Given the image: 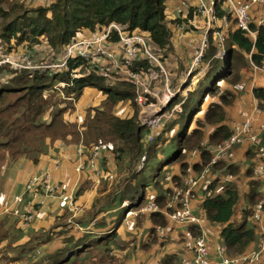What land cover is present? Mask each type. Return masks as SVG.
<instances>
[{"label":"trees","instance_id":"obj_1","mask_svg":"<svg viewBox=\"0 0 264 264\" xmlns=\"http://www.w3.org/2000/svg\"><path fill=\"white\" fill-rule=\"evenodd\" d=\"M171 1L175 0H56L48 7L25 10L22 6H17V9L14 7L6 10L4 5L7 0H0V41L7 47L13 42L16 47L28 43V48H32L40 44V38H43L50 49L57 53V50L70 45L84 30L94 32L99 28H107L112 24H117L127 26L131 33L136 30L146 33L153 45L158 48L167 47L169 49L171 31L168 21H166V5ZM216 1L219 19L227 17L229 22L224 38L228 56L224 60L217 57L218 46L216 45V38L214 39L211 32L209 34L210 46L204 54L201 64V68L206 67L207 71L199 80L196 79L197 82H194L197 72L189 76L187 81L190 90L183 107L191 109L195 105L191 115L192 121L202 111L204 99L208 97L205 96L199 99L197 103L195 102L208 81L212 83L210 96L217 97L218 91H221L219 86L221 82L236 86L243 78L240 69H242L241 65H244L247 55L250 56L255 66L264 68V25L258 27L253 23L250 24V31L256 35V38L253 39L250 33L238 28L235 19L227 16L228 11L225 4L227 0ZM190 12L187 18L176 19L173 23L188 25L195 15L193 8ZM14 14L16 15L12 17ZM111 39L113 42H117L119 40L118 34L113 32ZM9 50L12 52V45ZM235 65H238L240 69L234 72ZM222 67L223 71L221 70ZM135 69L147 71L149 69L148 61L137 63ZM3 71H5L6 79L0 80V150L8 149L9 152L12 151V154H19L21 151H25L27 147H31L40 141L45 142L49 139L53 144L55 141L61 140L65 143L81 145L90 152L92 149L108 146L118 166L126 162L134 168L136 162L141 163L142 167L136 168L131 174L134 185H129L126 193L123 192L119 197L117 207L120 210L124 201H130L132 209L138 213L136 227L142 229L145 217L142 216L141 210L150 202H154L160 211L150 214L154 227L149 230L148 239L142 244V247H148L153 243L157 244L159 240L158 227L169 230L171 226L164 213L174 212V209L167 208L173 189L167 187L151 199L150 192L146 190L148 181L142 177V173L154 164L153 161H156L157 155L160 157L164 155L165 149H160V147L163 142L167 141V130L171 132L177 126L175 125L176 122L170 125L173 129L169 128L168 125L173 118L174 121L178 120L175 118L177 114L171 119L165 120L161 127V136L144 147L142 141L145 129L138 124V109L135 108L134 116L131 118L122 119L114 114V108L118 104L122 102L134 103L135 89L131 84L120 81L109 82L96 72L90 71L82 58L69 60L67 67L61 71L15 69L9 63L0 66V72ZM73 73L78 76L72 78ZM87 88H98L106 96V100L101 107L102 109L96 108L94 116L84 122L83 127L85 129L80 131L77 123H68L65 119L64 115L74 106L72 103L68 105L65 99L74 97V100H77ZM57 91H61L65 99H56ZM253 92L259 101L260 109L264 111V88H257ZM47 94H51L49 99L46 98ZM179 98L182 99V95L177 100ZM234 99V95L229 90L221 92L218 100L208 105L203 118L197 120L196 129L190 132L192 125L188 128L185 125L181 131L179 130V134L176 135L177 149L163 164L168 169L179 164L181 176H173L170 183L174 182L175 185L185 190L187 187L183 179L189 168L201 172L211 161L212 153L210 151L199 150V158L195 162H189L191 153L199 148L203 138H207L212 145H220L231 138L232 130L227 124L225 108L231 105ZM65 104H67L66 108L55 110L49 124L42 120L49 106L58 107ZM175 104L176 102L172 105ZM11 115L14 116L12 120L9 119ZM178 115L182 116L183 113ZM208 127H212L213 131L208 133L206 137L204 130ZM69 136L71 140L67 139ZM35 163H38V158L35 159ZM224 165L223 161H220L216 168H221ZM251 167L248 169L247 175L254 176L253 165ZM228 169H230V173L235 175L233 167ZM255 184L256 182H252V187L245 197V201L250 207L246 209L245 215L247 217L242 225H236L232 221L240 200V192L236 182L221 183L217 179L209 185L204 184L202 186L204 196L200 204L201 215L197 214V216L202 217L203 215L208 223L222 225L220 237L228 250V258H236L247 251L249 252L252 245L259 248L264 238L260 234L259 222L252 220L254 207L264 201V195ZM93 186L94 181L87 177L77 196H84ZM131 190L132 192L129 193ZM99 213V215L102 214V212ZM99 215H94L90 221L95 220ZM248 217L251 218L252 224L249 223L247 226ZM123 219L124 217L115 224V230ZM89 222L79 220L77 224L85 227ZM4 225V221L0 220V230L5 227ZM104 227V222L95 225V229L98 230ZM114 232H110L99 239L93 238L92 233H86L76 241L73 237L66 239L64 244L72 247L70 256L74 254L77 256L71 264H79V261H84L82 264H95L93 257L96 256L103 261L109 256L110 247L98 250L95 241L100 242L107 238L110 240ZM62 234H66V232ZM188 234L199 238L203 231L198 225H190ZM47 236L48 238L39 242L35 248L47 241L49 242L51 238L49 234ZM68 252L70 253L69 249H66V253ZM55 253L45 255L44 260L47 264H65L70 260L68 257L63 262H57V254L55 255ZM180 262L175 254L166 256L161 260L162 264H181Z\"/></svg>","mask_w":264,"mask_h":264},{"label":"rangeland","instance_id":"obj_2","mask_svg":"<svg viewBox=\"0 0 264 264\" xmlns=\"http://www.w3.org/2000/svg\"><path fill=\"white\" fill-rule=\"evenodd\" d=\"M55 1L56 0H7L6 4L4 5V8L6 10H9L14 7L17 9V6H22L23 9L30 10L32 8H37V7H48L50 4H52ZM172 2H170L169 4H171ZM187 3H189V0H187ZM166 6H168V3ZM167 11L169 12L168 8ZM15 15L16 14H14L12 17H14ZM178 16H179L178 19L187 17L180 15ZM167 18L168 20L170 19V17H168L166 12V21ZM170 22H168L171 31V44L169 46V49L167 47L163 49L158 48L152 43L149 44V48L147 49L152 55L157 56L162 60L163 64L166 66L169 72L170 87L172 89L178 90V94L180 96L181 95L180 92L182 91L181 89L184 87L185 84L186 85L183 90H187V88H189L190 85H187V81L189 80L190 77L188 78L187 76L185 79V77L181 76L179 78V73L183 69L182 65L178 63L177 68L174 69L172 61L168 58V55L179 49L177 45L178 42L176 44L173 43L174 40L173 37L175 38V36H174V32L172 31V23ZM195 23L199 24V26L201 27L204 24V20L198 17L195 19ZM178 26L182 27V25L180 24H178ZM227 28L224 27L223 24H221L220 30L223 29L227 30ZM101 30L102 29L100 28L94 32L90 30H84L77 36L75 40H80L82 38L89 36L90 34H95L97 32H100ZM176 31L180 33L179 28H177ZM40 40H41L40 44H38L37 46H33L32 48H28L29 46L28 43H24L23 45L16 47L12 42L11 44L12 52H9L11 45H9L10 47L9 46L7 47L4 43L0 41V66L4 65V63L7 61L11 63L12 68L23 66V67H27L29 70H41L44 69V67L46 68L47 63L57 64L58 61L63 62L62 55L64 48L60 49L59 51L57 50L56 53L50 49L45 39L40 38ZM208 42H209L208 47L205 49V53L207 52L210 46L209 35H208ZM149 52H145V54L149 56L151 60H153ZM193 56L194 54L192 56H190L189 54H185L184 59H186V62L187 61L192 62L191 57ZM250 59H251L250 57L246 58V60L244 61V65H241V68H244L243 70L240 69L238 65L234 66V72L239 69L242 70L241 74L243 75V78H241L240 82L236 86H230L226 82H221V84H219L221 91L220 90L218 91L217 97L210 96L209 93L211 90L212 83L211 81L207 82V84L202 89L201 93L197 96L195 102L197 103L199 99L205 96L208 97H205L203 105L201 107L202 111L195 116L193 121L191 115L193 113V109L195 105L191 109L190 108L187 109L186 107L185 108L181 107L182 111L180 112H183V115L180 116L177 114L175 118L178 120L174 121L173 118L168 123L169 128H172V126L170 125L173 124L174 122H176L175 125L177 126L174 129L172 128L173 130L171 132L170 130H167L168 132L167 141L163 142L160 147V149H165L164 155L162 157L157 155L156 161H153L154 164L142 173V177H145L148 181V183H146V190L150 192L151 199H153L157 195V193H159V191L160 192L164 191L167 187H171L173 190L177 191L174 201L172 202L175 209V214L170 215L169 213H164L167 219L170 221V225H171L169 227L170 229L163 230L161 233L162 235L164 234V238H159L157 244L154 243L152 244L153 246H156L157 250H159L157 253H155V251H152V249L154 250V248L150 249V251L148 252L143 251L142 244L143 242H146L148 239L149 224L146 223L145 228H143L142 230L143 231V235H142L141 234L142 231L137 229L136 227V223H137L136 216L138 215V213L132 209L133 208L132 203L130 201H124L121 204L120 210H118L119 208L117 207L119 203V197L123 194V192L126 193L129 185L131 186L134 185V181L131 179V174L132 171L135 169L133 167H130L129 164H127L126 162L125 164L122 163L121 165L118 166V164L114 161L113 159L114 156L112 155V152H110L108 146L95 148L92 149L90 152L85 148H83L82 146H78V145L74 146L71 144L69 146V144L64 143L62 141H60V143H57L56 145L55 142L52 145L50 143V140L48 139L45 142L40 141L31 147H27L25 151H21L19 154H12V151L9 152L8 149L0 150V220H3L6 225V226L4 225L5 227L2 230H0V264H45L46 263V260H44V257L46 255L44 254L45 246L41 245V248L40 246L38 248H35L38 245L37 241L39 242L41 240L46 239V234H50V236H52L53 234L55 235V237L62 234L63 233L62 230L57 232V231H53V229L57 228L63 222L70 224V226L72 227L71 229L70 228L66 229V234L76 233L78 237H82V235L84 234L83 231L86 229L83 227H78L77 222H79V220H84L86 222H89L94 215H99L100 214L99 212H102L101 215H104V217H106V219L108 220L106 221L105 219H100L99 221L95 222V224L99 222L105 223L106 229L99 230V232L102 233L104 232L107 233L108 231L109 232L116 231L115 224L121 218L124 217V219L121 222L119 230L117 231V233L116 232L114 233L112 239L109 240L107 238L104 239V241H100V242L95 241V246L98 250L110 247L109 256L106 257L103 261H101L98 258V256L93 257L95 264H121L123 262L125 264H142L144 262L148 263L160 259L163 251L170 253L177 252L181 256L180 261L182 260V258H185L187 255L188 257L186 259L192 260L194 257V253L190 250L191 248L189 247L190 235L186 232L183 233L184 230L183 226L192 225L190 223H195L193 219L200 220L201 217H198L195 213L200 210L199 203L201 201L200 202L196 201L198 199L196 195L194 198L187 194H184L183 196L180 195L181 187L175 185L174 182L170 183L173 175H175L176 173L179 174L178 167L173 166V168L169 167L168 169L166 166H163V164L165 163V161L169 160V156L173 155L177 149L176 144L178 140L176 135L179 134V130L181 131V129L184 128L185 125L187 126V128L192 125V127L190 128V132L196 129L197 128L196 122L200 118H203L204 112H206V110L209 107L208 105H210L214 101H217L218 96H220L221 92L225 90H229L234 95L235 98L233 103L225 108L227 114V124H229V122H232L231 124L235 122H240L242 119H244L243 116L251 117L252 121L257 124L256 120L258 114L255 110L260 109V107L258 108L259 101L257 100V98H255L257 101V108H254L253 111L250 113L242 112L239 115L240 118L239 120L236 119L234 120L235 117L233 118V115L235 114V112H232L234 110L235 105L237 104L239 95L245 89L246 85L249 86L253 80L252 78L254 77V73L252 71V68L249 66L251 64L252 65L254 64ZM222 64H224V61H222ZM221 70L223 71V67L221 68ZM4 74L5 71L0 72V80L6 79ZM150 76L152 78H156L158 76V72L152 71L150 72ZM184 79L185 81L183 82ZM108 81L117 82L116 80L113 79H108ZM194 82H197V80H194ZM131 86H133V84H131ZM57 87L60 88L59 86ZM165 87L166 84H164V81H160V82L158 81L157 83H153L151 88H149V93L150 96L152 97L150 100L153 103H155V105L157 104L158 97L160 99L159 104L161 105L164 103L163 93ZM57 92H56L57 93L56 99L59 98L65 99L61 91L60 92L57 91ZM188 92L186 94V91H184L183 96L185 99L187 98ZM50 95L51 94H47L46 98L49 99ZM104 97L105 95L98 88H87L84 91L83 95L79 97L77 100H74V97L65 99L68 105L71 103L72 106L74 105L73 109L68 111L64 115L67 122L70 123L69 120L71 122L74 121L75 119L74 116L77 114L76 110L77 111L79 110L81 114V115L77 114L78 116L76 118L77 119L76 123L78 126H80V124H83L89 118H92L94 116V112H93L94 109L102 105L104 101ZM182 99L179 98L178 100H176L175 101L176 105L174 107H171L170 111L172 109L174 110L175 107L179 108ZM67 104L61 106L59 105L58 107L55 106L53 107L52 105L49 106L46 109L45 116L43 117L42 120L45 121V123L49 124L51 122L52 115L54 114L55 110H58V108L59 109L66 108ZM129 104L133 112H135V108L138 109L137 113L139 112V108L136 104L132 102H129ZM198 105L199 103L197 104V106ZM90 106L93 108L90 109L91 108ZM167 109L168 108H165L164 110ZM185 111L186 113L184 115ZM13 118L14 116L11 115V118L9 119L12 120ZM231 124H230V128H231ZM143 129H145L144 133L150 132V130H148L147 128H143ZM204 131L206 133L205 136L207 137V134L211 133L213 131V128L208 127L205 128ZM215 146L216 145H212L207 138H203L199 148L194 150L191 154L192 156H198L199 158V153L201 150H208L212 153ZM64 147H67L66 152L68 153L66 152L62 153V149ZM259 147H252L249 144H246V142L239 144V146L234 147L235 154L233 158H229L225 156L226 157L225 160H228V161H223L225 165L221 168H216V167L214 168L215 173L219 172V174H222L220 178L230 174L233 175V177L235 178L234 182H236L238 186V190L240 192V200H239L240 202H245L246 194L249 192L251 186L249 182L255 183L258 181L255 185H257L259 191L263 190L264 173L262 175H257V176L247 175V171H249L248 169L253 165V163L255 166L254 157L256 151L257 154H259V150H258ZM58 148H61L60 153H58L57 151ZM231 151L232 150L224 151V154H227ZM237 151L247 152L248 154H250L251 161L248 160L247 162H245L244 164L245 166L240 167L239 163L241 164L242 160L238 159L237 160L238 162L234 161L238 156ZM247 153L245 157H247ZM50 157L52 159H55L53 163L49 161ZM36 158H40V161L38 162V164L40 163L39 165L35 163ZM212 158H213V154H212ZM190 161H193L191 157H189V162ZM48 162L50 163L48 164ZM61 163H66L67 166L64 165L61 167V169H63L62 182H58V184L61 186H59V191H55L54 189L57 188L56 187L57 180L55 179L56 170L54 169V166H60ZM17 164L19 166L22 164L28 165L29 168H26L25 170L26 174L24 176L23 182L21 177L19 180H15L20 186L22 183V189L20 190V192L11 194L7 190L10 189V184H11V182L8 183L7 181L8 171ZM229 167L234 168L233 172L235 173V175L229 172L230 170L228 169ZM240 168L243 169L242 174L240 173L241 170ZM87 177L94 180V182L96 183V187L92 189L91 192H86L84 196L78 197L77 193L80 190L81 187L80 185L85 181ZM52 180L54 182H52ZM184 180H185L184 183L186 182V180L188 181L191 190H195V192L197 193L198 191L202 190V184H200L199 178L188 177V179L184 178ZM38 186L40 187L38 188ZM245 191H247V193H245ZM131 192L132 190L129 193ZM55 199H58L61 202L60 203V214H62L61 219L58 218L57 216L58 213L55 212L51 219L46 218L47 220L46 224L41 229L36 228V232L28 230L30 227H32L33 224H35V222L39 221L36 218L38 213L37 207L43 205L46 206L49 200L55 201ZM4 201L8 202L7 207L1 206V204ZM152 204L153 203H149L145 208H143V211L146 212L145 214H149V212L147 211L149 210L148 208ZM181 205L182 208H180ZM50 206L51 204L49 203L48 207ZM249 206L246 201V208L249 209ZM183 214L185 215V218L182 219ZM44 217L42 218V220H44ZM245 220L246 218L239 220L238 222H236V225H242L245 222ZM262 220L258 221L260 227ZM249 223L252 224V221L249 220L248 222H246V225L248 226ZM211 226H212L211 228L214 229L216 228L221 229L220 227L221 225L217 223H212ZM217 229L215 235L218 238H220V234ZM92 231H93L92 237L96 238V233L98 231L97 230L95 231L94 228L92 229ZM10 235L11 238H13L14 240L18 239V243L20 244L22 243V244L21 245L17 244L19 246H17L16 244H11L12 239H10ZM5 238L6 239L9 238L8 243L4 242L5 240L3 241V239ZM2 242H4L3 245H1ZM161 243L163 244L162 246ZM261 244L259 248L255 247L256 245L252 246V249L249 252L247 251L245 253L246 255L243 254L246 256L244 258H247L244 264H260L262 260H264V249H263L264 238L262 239ZM134 247L136 249H134ZM66 249H69L70 253L69 252L66 253ZM55 250L56 249H54V251ZM71 250L72 247L66 244L61 249H59L55 253V255L57 254L56 255L57 262H63L69 257L70 260L65 264L73 263L76 260L77 256L76 254L70 256ZM261 251L263 252L260 253ZM186 252L187 255L185 254ZM110 253L112 254L113 257H111ZM210 256L211 254L207 256V260L208 259L211 260ZM83 262L84 261H79L78 263L82 264ZM218 262H219V258H218Z\"/></svg>","mask_w":264,"mask_h":264},{"label":"built area","instance_id":"obj_3","mask_svg":"<svg viewBox=\"0 0 264 264\" xmlns=\"http://www.w3.org/2000/svg\"><path fill=\"white\" fill-rule=\"evenodd\" d=\"M195 3V2H194ZM226 8L228 11L227 16H231L233 19L237 21L238 28L242 29L245 32L250 33L252 36H255L254 33L250 31V24L252 23V15L251 10L254 6H263L264 0H227ZM217 1L216 0H196V4L194 5L191 1L187 3V0H180L179 3L175 7L176 18L180 16H187L191 13V8L194 9L195 16L202 17L205 19L207 24L206 34L201 41L196 55L194 57V64L191 67L190 72L188 73V77L193 73L195 67L201 64V61L205 54V49L208 47V35L213 32V35L216 36V45L218 46V54L217 57L224 60L227 58L228 53L225 49L224 38L226 34V30H220L218 24L221 23L224 27L227 28L228 18L224 17L223 19H219L217 15ZM264 16V13H263ZM264 25V17L261 18L259 22V26ZM116 32L119 36V40L117 42L112 41V34ZM151 40L148 34L134 31L129 32L127 26L112 24L107 28H102L100 32L95 34H90L89 36L82 38L80 40H75L70 45L66 46L63 50V62L58 61L56 63H47L46 68L54 71H61L62 69L67 67L69 60L82 58L84 59L87 68L90 71H94L100 76H102L106 80L113 79L120 82H127L129 84H133L135 89V98L134 103L138 106L139 112L137 116L138 124L141 128H147L150 132L145 133L143 138V146H148L151 142L161 136V127L162 123L165 120L171 119L175 114L183 113L182 108L185 103V98L183 96L184 91L187 92L190 90V87L187 90H183L180 94L184 98L181 102L179 108H176L170 111L172 105L178 98V90L172 89L169 83V72L166 66L163 64L162 60L157 56L152 55L147 48H149V44ZM145 52H149L152 56L151 60L149 56L145 54ZM85 57V58H84ZM250 56L247 55L246 58ZM251 60V59H250ZM143 61H148L149 69L139 70L135 69L137 63H141ZM10 63V62H5ZM11 64V63H10ZM14 68V67H13ZM28 69L27 67L19 66L15 69ZM41 69V70H44ZM29 70V69H28ZM158 72V78H152L150 76V72ZM78 75L76 73L72 74V78H76ZM160 81H164L166 84L164 93H163V104L160 103V99L158 97L157 104L153 103L150 99L152 98L149 93V88L153 85V83H157ZM182 107V108H181ZM168 108L167 110H164ZM259 115L262 113L260 109L255 110ZM240 122H235L231 125L232 136L229 140L223 142L220 145H216L213 149V158L210 163L201 171L195 172L192 168L188 170L185 178H199L200 184L202 186L204 184L209 185L212 182L219 179L222 182L234 181L235 178L233 175H226L222 178L219 172L214 171L216 165L220 163V161H228L225 160V156L229 158H233L235 154L234 147L239 146V144L245 143L249 144L252 147H259L260 138L264 134V121L259 123H254L251 117H245ZM231 152L224 154V151ZM259 154H255L253 163V173L254 175H262L264 173V146L258 148ZM142 166L141 163L137 162L136 167L140 169ZM185 181V180H184ZM52 182H54L52 180ZM56 187L54 190L59 191L58 181H56ZM43 186V184H42ZM185 186L187 187L185 190L180 189V195L187 194L192 196L193 198L197 197L195 190H191V187L186 180ZM40 186H38L39 188ZM37 188V190H38ZM191 190V191H189ZM203 193V190H200ZM195 193V194H194ZM177 194V191L173 190L172 197L170 202L167 205V208L174 209L172 202ZM204 196V193H203ZM148 209L147 212L149 214L158 212L159 209L154 202ZM1 206H8V202L4 201ZM182 208V205L180 206ZM141 213L145 214L146 212L141 210ZM170 215L175 214L174 212L169 213ZM181 215V214H180ZM264 216L263 211V203L260 202L257 206L254 207V214L252 216V220L261 221ZM185 218L183 214L182 219ZM195 223H190L193 225H198L203 234L201 237L190 238L189 247L194 253V257L192 260H183L181 264H244L247 258L245 255L236 258H228L227 253L228 250L224 244L221 242L216 243L215 250L217 256L219 258L218 263H212L210 259L207 260V256L210 255L209 243L206 238V227L204 223L206 219L203 217L200 220L193 219ZM262 245V244H261ZM262 247V246H261ZM264 249V248H263ZM261 251L260 253H262ZM249 259V258H248Z\"/></svg>","mask_w":264,"mask_h":264},{"label":"crops","instance_id":"obj_4","mask_svg":"<svg viewBox=\"0 0 264 264\" xmlns=\"http://www.w3.org/2000/svg\"><path fill=\"white\" fill-rule=\"evenodd\" d=\"M179 1L180 0H175L174 2H172L171 4H169L170 2H168V6H167V8H168V10H169V12L167 11V9H166V12H167V15H168V17H170V19L168 20V18H167V21L168 22H170V21H172V20H175L176 21V19H178V18H176V16H175V7H176V5L179 3ZM189 1H191L194 5L196 4V0H189ZM195 2V3H194ZM177 3V4H176ZM263 13H264V7L263 6H254L253 8H252V10H251V15H252V23L253 24H255V25H257L258 27H259V22H260V20H261V18H263L264 16H263ZM175 17V18H174ZM185 18H187V17H183L182 19H185ZM196 18H198L197 16H193V18L189 21V24L188 25H185V24H180V25H182V27H179L178 26V24L177 23H173V22H175V21H172V22H170V23H172V31L174 32V36H175V38L173 37V43H177L178 42V47H179V49L177 50V51H174L173 53H171L170 55H168V58L172 61V63H173V66H174V69H176L177 68V65H178V63L180 64V65H182V67H183V69L180 71V73H179V78L182 76V77H185V79H186V77L188 76V73L190 72V70H191V67H192V65L194 64V60H193V57H195V55H196V51H197V49H198V47H199V45H200V43H201V41L203 40V38H204V36H205V34H206V31H207V24H206V21H205V19L204 18H202V17H199L200 19H203L204 20V24H203V26H199V24H196L195 23V19ZM219 25V27L221 26V23H219L218 24ZM228 25H229V22H228ZM228 25H227V27H228ZM169 26V25H168ZM174 26V27H173ZM177 28H179V30H180V33H178V31H176V29ZM213 34V33H212ZM253 37V39H255L256 38V35L255 36H252ZM216 38V36H214V39ZM174 44V45H175ZM185 54H189L190 56H192L193 54H194V56L193 57H191V60H192V62L191 61H187L186 62V59H184V55ZM202 64V63H201ZM201 64L199 65V66H197V67H195L194 68V70H193V73L192 74H194L195 72H197V74H196V76H195V80L196 79H199V78H201L205 73H206V71H207V68L205 67V68H201ZM249 67H251L252 68V71H253V73H254V77L252 78L253 80H252V82H251V84L248 86V85H246V87H245V89L242 91V93L239 95V97H238V100H237V104L235 105V107H234V110L232 111V112H235V114L233 115V118H234V120L236 119V120H239L240 118H239V115L242 113V112H247V113H250V112H252L253 111V109L254 108H257V101H256V99H255V96H254V90L255 89H257V88H264V68H259V67H256V66H254V65H250ZM201 68V69H200ZM244 68H242V70H243ZM242 70H241V72H242ZM191 74V75H192ZM190 75V76H191ZM189 78V77H188ZM185 79L183 80V82L185 81ZM182 82V83H183ZM106 100V96L104 97V101ZM104 101H103V103H102V105L101 106H99V107H97V109L98 108H101L102 106H103V104H104ZM89 106V105H88ZM91 107V106H90ZM93 107H91L90 109H92ZM258 108H259V106H258ZM96 109V108H95ZM95 109H94V111H95ZM102 109V108H101ZM93 111V112H94ZM262 111V110H261ZM231 112V111H230ZM76 113L77 114H79V115H81L80 114V112H79V110L77 111L76 110ZM119 113V114H118ZM75 115L74 116V121L73 122H71L70 120H69V122L70 123H76L77 122V116L78 115ZM114 114L115 115H117V116H119L120 118H131V117H133L134 116V112H133V110H132V108L130 107V104H129V102H122V103H120V104H118L117 106H116V108H114ZM229 115H230V113H229ZM66 119V118H65ZM85 121V120H84ZM261 121H264V111H262V113H260L259 115H257V120H256V122L257 123H259V122H261ZM232 122H229V126H230V124H231ZM84 124V123H83ZM83 124H80V126H78L79 127V130L80 131H82V130H84L85 128L83 127ZM232 125V124H231ZM68 140H71V137L69 136L68 138H67ZM60 141L61 140H57V141H55L54 143H55V145L57 144V143H60ZM63 142V141H62ZM50 143H51V141H50ZM53 143V144H54ZM65 143V142H64ZM52 144V145H53ZM67 144H69V146H70V144L71 143H67ZM59 145V144H58ZM71 145H74V146H76L75 144H71ZM260 145L261 146H264V134L261 136V138H260ZM78 146H81V145H78ZM66 148L67 147H64L63 149H62V153H64V152H66ZM57 151H58V153H60L61 152V148H58L57 149ZM69 151V150H68ZM66 153H68V152H66ZM246 153L247 152H242V151H237V158L234 160V161H237L238 159H241L242 160V163L240 164L239 163V166L240 167H243V166H245L244 164H245V162H247L248 160H250L251 161V155L250 154H248L247 153V157H245L246 156ZM113 155V154H112ZM43 157V156H42ZM197 158H198V156H192V154H191V159H193V161H190L191 163L192 162H195L196 160H197ZM40 161V158H38V162ZM44 161H47V160H44ZM51 163H53L54 161H55V159H52L51 157H50V160H49ZM50 162H48V164L50 163ZM238 162V161H237ZM38 164V163H37ZM40 164V163H39ZM38 164V165H39ZM136 164H137V162H136ZM136 164H134V169H136L137 167H136ZM37 165V166H38ZM64 165H66L67 166V164L66 163H61V165L60 166H54V169L56 170V173H55V179L58 181V182H62V171H63V169H61V167L62 166H64ZM21 166V167H20ZM15 165L14 167H12L9 171H8V183H10L11 182V184H10V189H7L8 190V192H10L11 194H14V193H19L20 192V190L22 189V183H21V186L20 185H18V183L15 181V180H19L20 179V177H21V179H22V182H23V179H24V176H25V174H26V172H25V170H26V168H29L28 167V165ZM174 166H176V167H178V170H179V174L178 173H176L175 175H173V176H181V171H180V168H179V164H176V165H174ZM170 168H173V167H170ZM175 168V167H174ZM53 169V170H54ZM241 170H240V173L242 174V168H240ZM237 177V176H236ZM14 179V180H13ZM93 180V179H92ZM184 180V179H183ZM94 181V180H93ZM260 181V180H259ZM20 182V181H19ZM258 182V181H257ZM256 182V183H257ZM83 183H85V181L83 182ZM82 183V184H83ZM95 183V182H94ZM81 184V185H82ZM249 184L251 185L250 187H252V183L251 182H249ZM80 185V186H81ZM96 187V183L94 184V186L90 189V190H88L87 192H91V190L92 189H94ZM221 189V188H220ZM220 189H218V192H220ZM245 190V189H244ZM250 190V189H249ZM263 195H264V186H263V190L262 191H260ZM245 193H247V191H245ZM202 197H203V193L201 192V191H198V193H197V202H200L201 200H202ZM263 204H264V201H261ZM51 204V206L50 207H48V204ZM60 201L58 200V199H55V201L54 200H49V202H48V204L46 205V206H38L37 207V216H36V218L39 220V221H37V222H35V224H33L32 225V227H30L28 230H31V231H34V232H36V228L37 229H41L45 224H46V218L47 219H51L52 218V216H53V214L56 212V213H58V218L59 219H61V217H62V214H60ZM200 204H201V202L199 203V209H200ZM241 204V205H240ZM240 207V208H239ZM250 207V206H249ZM120 208H121V206H120ZM246 201L245 202H238V205H237V207H236V210H235V213H234V216H233V222H234V224H236V222H238L239 220H241V219H243V218H246L247 216L245 215V212H246ZM118 211V210H117ZM142 214V213H141ZM196 215L197 214H200V210L198 211V212H196L195 213ZM201 215V214H200ZM45 216V217H44ZM56 216V217H57ZM70 216V215H69ZM68 216V217H69ZM142 216H144L145 217V219H144V223H143V227H142V229H139V230H143V228H145V225H146V223H148L149 224V229L148 230H150L151 228H153L154 226H153V224H152V222H151V219H150V214H143ZM41 217V218H40ZM44 217V220H42V218ZM202 217H204L203 215H202ZM205 218V217H204ZM100 219H105L106 221H108L107 219H106V217H104V215H99L95 220H92L91 222H89V224L87 225V226H85V227H83V228H85L86 230H84L83 231V235H82V237L86 234V233H92L93 234V231H92V229L94 228L95 229V222L96 221H99ZM248 220H250L251 221V218H249L248 217ZM112 221V220H111ZM111 221H109V222H111ZM123 221V220H122ZM170 222V221H169ZM66 224L67 225H69V226H66ZM78 225V224H77ZM90 225V226H89ZM120 225H121V223H120ZM120 225H119V227H120ZM193 225V224H192ZM221 225V224H220ZM260 225V224H259ZM6 226V225H5ZM116 226V225H115ZM189 226L190 225H186V226H183L184 228V230H183V233L184 232H186V233H188V228H189ZM204 226L206 227V230H205V232H206V238H207V241H208V243H209V250H210V254H211V262L212 263H217L218 262V256H217V253H216V250H215V245H216V243H218V242H221L222 244H224L223 243V241H222V239H221V237L220 238H218L216 235H215V232H216V229H214V228H211L212 226H211V223H208L207 221H205V223H204ZM78 227H82V226H79L78 225ZM119 227L117 228V230L115 231L116 233H117V231L119 230ZM221 227V229H217L218 231H219V234H220V236H221V232H222V229H223V227H222V225L220 226ZM67 228H71V226H70V224H68V223H66V222H63L62 224H60L57 228H54L53 229V231H57V232H59V231H61L62 230V232H66V229ZM261 232H260V234L261 235H264V216H263V220H262V222H261ZM103 229H106V227H104ZM27 230V231H28ZM98 231L97 233H96V238L97 239H99V238H101V237H103V236H105L106 234H108V233H110L109 231L106 233V232H104V233H102V232H99V230L98 229H95V231ZM101 230V229H100ZM112 230V229H111ZM164 229H162V228H159L158 227V236H159V238H164V234L162 235V231H163ZM114 232V233H115ZM106 233V234H105ZM183 233H182V235H183ZM142 235H143V231H142V233H141ZM114 235V234H113ZM141 235V236H142ZM49 237L51 238L50 239V241L48 242H46V243H44V244H42V245H44L45 247H44V254H49V255H52V254H54L55 252H57L59 249H61L65 244H64V241L66 240V239H68V238H71V237H73L74 238V240L76 241V240H78L79 238H81V237H78V235L76 234V233H74V234H60V235H58V236H56L55 237V235H53L52 234V236H50V234H49ZM57 237H58V239H57ZM115 237V236H114ZM48 238V236H47V234H46V239ZM113 238V236H111L110 237V239H112ZM190 238H194V236H190ZM10 239H12V242H11V244H19V245H21L20 243H18V239L17 240H14L13 238H11V235H10ZM46 239H44V240H41V241H39V242H43V241H45ZM5 240V241H4ZM3 241L4 242H6V243H8L9 242V238H5V239H3ZM4 242H2L1 243V245H3L4 244ZM38 241H37V243H39ZM144 243V242H143ZM19 245H17V246H19ZM16 246V247H17ZM252 246H255V245H252ZM252 246L249 248V249H252ZM256 247V246H255ZM40 248H41V246H40ZM152 248H154V250L152 249ZM54 249H56L55 251H54ZM58 249V250H57ZM134 249H136L135 247H134ZM142 249H143V251H145V252H148V251H150V249H152V251H155V253H157L159 250H157V248H156V246H153L152 244L151 245H149L148 247L147 246H145V247H142ZM191 250V249H190ZM54 251V252H53ZM192 251V250H191ZM177 255V259H178V261L180 260V255L177 253V252H173V253H170V252H164L163 251V253L161 254V258L160 259H157L156 261H152V262H148V263H146V262H144V263H142V264H162L161 263V260L162 259H164L166 256H170V255ZM186 255H187V252L185 253ZM110 255H111V257H113L112 256V254L110 253ZM246 255V254H245ZM188 257V255L185 257V258H182V260H181V262L183 261V260H185L186 258ZM180 262V263H181ZM45 264H47V262L45 263ZM262 264H264V260H262Z\"/></svg>","mask_w":264,"mask_h":264}]
</instances>
